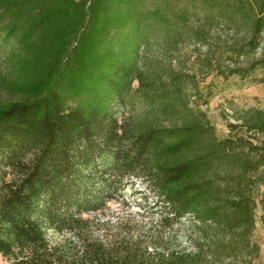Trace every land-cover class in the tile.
I'll return each mask as SVG.
<instances>
[{
    "label": "trees",
    "instance_id": "16d2710c",
    "mask_svg": "<svg viewBox=\"0 0 264 264\" xmlns=\"http://www.w3.org/2000/svg\"><path fill=\"white\" fill-rule=\"evenodd\" d=\"M225 29L222 53L248 58L227 74L260 70L264 83V53L253 57L264 0H0V32L13 41L0 74V254L11 264H190L189 253L128 239L84 236L76 252L50 244L49 230H83L84 214L107 208L133 174L148 180L165 227L191 218L205 235L220 232L228 251L248 244V191L264 184V150L231 130L218 137L191 101L201 93L190 75L147 54ZM131 95L143 105L137 119L123 113ZM237 120L232 130L264 134V110Z\"/></svg>",
    "mask_w": 264,
    "mask_h": 264
},
{
    "label": "rangeland",
    "instance_id": "374dc122",
    "mask_svg": "<svg viewBox=\"0 0 264 264\" xmlns=\"http://www.w3.org/2000/svg\"><path fill=\"white\" fill-rule=\"evenodd\" d=\"M3 35L4 32H0V74L7 71L5 56L13 45V41H6ZM211 37L204 44L185 38L170 47L166 56L154 45L147 54L150 59L165 57L166 62L171 61L173 68L190 75L201 93L199 97L191 92V101L194 104L197 102L206 111L218 137L228 136L231 130L233 136L243 137L258 146L257 151L261 152L264 150V134L246 127L232 130L228 125L240 123L237 117L245 111L264 110V83L259 82L263 72L259 70L244 78L227 74L229 67L244 65L248 58H238L235 55L229 58L222 53L223 41L232 38L226 29L216 30ZM208 49L215 52L209 72L201 68ZM263 53L264 42L253 57H259ZM218 67L226 74H220ZM136 86L137 83L134 84ZM142 108L137 96L131 95L123 113L137 119L143 113ZM218 182L222 183V180L219 179ZM248 195L253 208V227L248 232V244L244 237L242 245L233 252L226 250L227 242L220 232L210 229L205 235L191 218H183L172 226L162 225L160 219L165 211L161 202H157V196L143 174L130 176L115 200L102 212L84 214L88 223L83 230L57 232L51 229L47 232V238L50 244L60 245L68 252L79 251L82 248V238L86 236L89 240L106 243L120 239L139 241L150 252L189 253L186 261L190 264H264V184L250 185ZM235 235L236 240L241 241V236ZM0 264H11V261L0 254Z\"/></svg>",
    "mask_w": 264,
    "mask_h": 264
}]
</instances>
